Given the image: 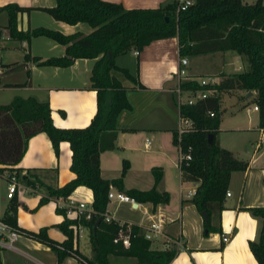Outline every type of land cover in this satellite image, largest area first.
Listing matches in <instances>:
<instances>
[{
    "label": "trees",
    "instance_id": "trees-1",
    "mask_svg": "<svg viewBox=\"0 0 264 264\" xmlns=\"http://www.w3.org/2000/svg\"><path fill=\"white\" fill-rule=\"evenodd\" d=\"M27 9L17 3L0 6V11L8 12L5 27L9 29L11 37L22 40L45 35L65 45V53L61 56L41 58L37 55L30 57L26 53L25 56L38 65L68 66L76 58H94L90 85L96 90V111L85 126L59 127L52 121L48 100H40L33 95H16L10 101L0 103V173L7 170L15 173L27 185H43L45 194L39 198L36 207L51 198L67 199L78 185L88 186L93 192L92 205L95 212L90 218H70L66 215V207L57 204L56 211L64 215L58 225L66 234L62 242L48 235L47 226L38 231L25 230L19 226L20 229L48 244L57 253L60 262L66 256H78L88 264H111V254L134 256L139 264H167L172 260L176 250L151 248V240L144 237L143 230L137 224L131 226L129 246L114 242V237L124 226L104 218L111 187L124 191L139 202H169V192L158 188L162 169L152 168L154 183L150 188H125L124 176L129 168L128 160H123L119 176L105 178L100 173V154L117 147L118 114L131 107L127 97L128 88L144 86L128 67L116 62V57L134 49L140 51L153 40L175 36L180 57L232 50L246 60L245 69L224 74L218 83L202 84L191 78L180 81L183 90L217 89L193 103L183 102L179 105V114L190 118L192 127L181 135L180 141L177 130H174L173 141L180 145V153L189 151L191 154L190 159L179 158L178 166L184 180L197 183L189 201L199 211L207 213L203 222L205 233L221 231L218 220L231 173L245 169L248 163L219 143L220 91L254 90L252 101L258 106V125L264 128V1L194 0L189 7L178 11L175 0L157 7L135 8H126L121 2L109 0H57L55 5L44 7L54 18L67 23L87 22L92 26L87 34H66L44 26L18 29L16 12ZM27 82L15 85H26ZM210 111L214 114L210 115ZM39 132L48 136L57 154L60 141L67 140L70 144V169L76 175L61 186L45 183L31 168L17 166L30 137ZM19 204L14 194L1 218L18 225L16 212ZM246 209L261 219L258 237L250 239L248 244L258 263L264 264V205ZM74 223L89 228L90 257L84 256L73 246ZM0 264H4L1 253Z\"/></svg>",
    "mask_w": 264,
    "mask_h": 264
},
{
    "label": "crops",
    "instance_id": "crops-1",
    "mask_svg": "<svg viewBox=\"0 0 264 264\" xmlns=\"http://www.w3.org/2000/svg\"><path fill=\"white\" fill-rule=\"evenodd\" d=\"M109 1L121 2L126 8H135L157 7L173 0ZM56 2L57 0H0V6L17 3L29 8L16 12L17 28L21 30L37 26L60 30L66 34H87L92 30V26L87 22L67 23L54 18L44 9L55 5ZM8 17L6 10L0 11V103H6L16 95L24 97L33 95L40 100H48L52 121L56 126L87 125L96 111V90L90 85L95 59L76 58L68 66L38 65L31 58H27L26 53L30 57L37 55L41 58L61 56L65 53V45L45 35L22 40L13 38L9 29L5 27ZM128 52L133 55L134 60L130 61L127 58L124 64L119 63L117 60L125 55L121 54L116 57V62L128 67L144 86H130L127 90L131 107L121 110L118 114L117 147L104 150L100 154L101 175L105 178L119 176L121 172L119 167L114 171L105 165L104 161L109 157L111 159L115 157L118 162L121 154L118 157L116 153L125 154L130 166L133 156L130 154L144 148L147 152L145 159L152 160V164L157 162L158 165L153 167H160L163 171L158 188L169 192V202L152 204L137 201V205L140 203L141 209L146 207L172 214L170 205L177 203L176 215L179 216L176 217L179 219L172 215H170L172 218L167 216L172 220L165 224L167 235L174 240L170 241V247L176 250L175 256L167 264H259L249 248L248 241L258 237L261 219L246 209L250 206L264 205V128L258 125V110L248 106L251 108L249 110L248 107L245 108L242 116L221 114L218 131L220 145L248 163L245 169L234 170L231 173L228 187L230 194H226L218 220L221 231L205 233L204 217L189 201L197 183L181 177L178 166L180 150L173 141V131L177 130L179 125L178 94L175 89L179 76L175 73L176 70L180 67L185 68L184 79L198 80L202 77H211L213 83H218L224 74L245 69L244 65H241L243 57L232 50H216L189 56L187 63L181 65L178 40L175 36L153 40L141 49L139 54H135L133 50ZM190 58L194 60L189 67ZM197 62L202 66L198 67ZM25 81L29 82L26 85H15ZM235 90L243 92L247 99L255 96L254 90H251L250 95L249 90L244 89L227 91ZM223 91H220L221 96ZM182 93L185 96L190 94L188 90L183 89ZM71 154L72 150L67 140L60 141L57 154L48 136L39 132L30 137L26 151L17 166L23 169L31 168L45 183L61 186L76 175L70 169ZM170 162L179 169L180 187L177 192L168 185L166 164ZM127 174L128 170L124 176V187L130 188L133 186L125 182ZM7 184V178L0 173V217L10 202V198L7 197ZM184 187H189V190L184 191ZM43 194H45L43 185H27L19 180L15 193L20 202L16 212L17 224L25 230L32 231L47 226L48 235L62 242L66 239V234L58 225L64 219V215L56 211V206L64 204L65 199L51 198L36 207ZM68 199L83 200L92 204L93 192L88 186L78 185ZM108 204L106 212L111 215ZM131 205L140 208L136 204ZM146 221L147 216L142 211V219L138 224L142 230L146 226ZM82 231L86 232L90 240L89 228L83 225ZM223 234L228 236L227 241L223 240ZM176 240H180L181 245L175 242ZM79 243L78 236L73 240V246L84 256L90 257L91 243L89 253L81 250ZM16 245L17 250L1 248V259L4 264H81L73 256H66L60 262L57 253L48 244L28 234H22ZM151 248L164 249L162 241L158 239L151 240ZM134 261H138L136 257ZM134 261L131 264L135 263Z\"/></svg>",
    "mask_w": 264,
    "mask_h": 264
},
{
    "label": "built area",
    "instance_id": "built-area-1",
    "mask_svg": "<svg viewBox=\"0 0 264 264\" xmlns=\"http://www.w3.org/2000/svg\"><path fill=\"white\" fill-rule=\"evenodd\" d=\"M175 1L177 2V11L186 9L194 2V0H175ZM133 52L135 54H139L138 49H134ZM179 62L181 65L186 64L187 57H180ZM175 73L179 76L178 83L175 88L178 94V104L179 105L183 102L193 103L197 99L203 98L208 93L213 92L215 90L214 88H210L208 90H188L190 94L186 96L185 100H182L181 99L182 88L180 87V81L181 79H183V76L186 74V70L184 67H180L176 70ZM198 81L202 84H207V83L213 84V79L211 77H208V78L202 77L198 79ZM250 108L251 107H248L247 109L249 110ZM252 108L258 109V106L254 104ZM209 114L213 115L214 112L210 111ZM191 127H192V120L188 117L186 118L182 116L181 114H179V125L177 127V137L179 141H180L181 135L185 131L191 129ZM179 158L180 159L182 158L190 159L191 154L189 151L185 153H180ZM1 174L4 175L8 180L7 197L10 198L17 191L19 179L15 173H10L8 171L3 172ZM226 194L229 195L230 192L227 191ZM108 199L115 200L117 202L126 201V202H129L130 204H136V205L138 204V202L132 196L128 195L124 191H120L116 189L115 187H111L110 190L108 191ZM60 206L66 207V215L70 218H77V219L81 217L90 218L91 214L95 212L93 205L83 200L75 201L74 199L67 198L65 199L64 204ZM137 206L141 207L142 205L139 203V205ZM142 211L144 214H146L147 219H148V223L144 227V230H143L144 237L149 240H155V239L161 240L164 249L171 248L170 241L171 240L174 241V240L173 238L171 239L170 236L167 235L165 224L172 219H169L167 215L161 210H150V209H147L146 207H142ZM104 218L106 221L115 220L120 225L124 226L119 229L118 235L114 237L113 241L120 242L124 246H129L131 242L130 241L131 226L135 223L122 222L120 220H117L114 216L107 214V212L104 213ZM72 228L74 229V239H76V237L79 236V232L82 231L83 225L81 223H74L72 224ZM22 234H25V233L20 229L19 225H13L0 217V248L17 250L16 242ZM222 238L224 241L228 240V236L225 234H223ZM175 242L181 245L180 240H176ZM75 258L77 260H80L79 262L82 264H88L85 260L81 259V257L75 256Z\"/></svg>",
    "mask_w": 264,
    "mask_h": 264
},
{
    "label": "rangeland",
    "instance_id": "rangeland-1",
    "mask_svg": "<svg viewBox=\"0 0 264 264\" xmlns=\"http://www.w3.org/2000/svg\"><path fill=\"white\" fill-rule=\"evenodd\" d=\"M246 2H253L254 0H244ZM124 57H120L119 63H125L127 61V58L132 61L134 60L133 55L130 52L124 53ZM121 55V54H120ZM197 59H199L197 57ZM194 59L190 58L189 61V67L190 65L192 66V63ZM118 63V62H117ZM198 67L202 66L198 62L196 63ZM244 65L246 67V60L243 58V62L241 61V65ZM131 71V70H130ZM134 71V70H133ZM132 72V71H131ZM133 73V72H132ZM221 101H220V111L221 114H224L226 116H232L233 114H236V116H242L244 113V109L247 108L248 106H253V101L251 98H245L244 93L235 90V91H227L224 90L223 94L221 96ZM186 98L185 94H181V99L184 100ZM173 144V143H172ZM176 147V146H175ZM175 155L178 159V153L177 149L175 148ZM119 157V154L121 156L119 157V160L117 162L116 158L114 157L111 159L110 157L105 159V165L107 164L110 168H113L114 171H116V167H119V171L122 169L123 165V160H128V157H125V154L122 153H116ZM147 152H145L144 148L141 150L136 151L132 156V160L128 169V174L126 176L125 182L127 185L141 188V189H146L152 186L154 182V177L152 173V167L158 165L157 162H154L152 164V160L145 159ZM114 156H116L114 154ZM148 160L147 162H145ZM167 166V180H168V185H170L173 188V191L177 192L179 187H180V177H179V169L173 165V163H168L166 164ZM120 173V172H119ZM120 175V174H119ZM184 191L189 190V187H184ZM173 212L172 214L167 212V216L172 215L175 219H179L176 216L177 212V203H172L170 205ZM109 207V213L113 215L117 220H120L122 222L126 223H135V224H140L139 222L142 219V209L140 208H135L133 207L129 202H116L115 200H111L108 204ZM171 217V216H170ZM169 218V217H168ZM172 218V217H171ZM148 221H146L147 225ZM79 240H80V249L83 250L86 253H89V248H90V240L89 236L86 234L84 231L79 232ZM110 262L111 264H131L132 261H134V257H125L121 255H114L111 254L110 256ZM79 261V260H78ZM137 264L136 261H134ZM82 264V263H81Z\"/></svg>",
    "mask_w": 264,
    "mask_h": 264
},
{
    "label": "water",
    "instance_id": "water-1",
    "mask_svg": "<svg viewBox=\"0 0 264 264\" xmlns=\"http://www.w3.org/2000/svg\"><path fill=\"white\" fill-rule=\"evenodd\" d=\"M0 34H1V31H0ZM251 93H252L251 90H249L248 94L250 95ZM201 214L203 215L204 218L207 217V213L204 210L201 211Z\"/></svg>",
    "mask_w": 264,
    "mask_h": 264
}]
</instances>
